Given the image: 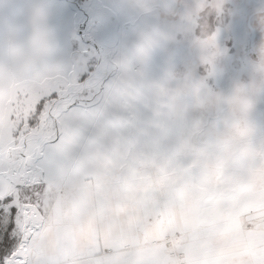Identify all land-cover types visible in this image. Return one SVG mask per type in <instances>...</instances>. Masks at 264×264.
<instances>
[{"label":"clouds","instance_id":"obj_1","mask_svg":"<svg viewBox=\"0 0 264 264\" xmlns=\"http://www.w3.org/2000/svg\"><path fill=\"white\" fill-rule=\"evenodd\" d=\"M230 0H113L125 30L93 87L56 59L53 0H0V148L53 91L95 97L64 115L29 264H250L247 217L221 206L264 196V39L230 90L211 86ZM264 37V0L255 10ZM205 72L201 74L199 68Z\"/></svg>","mask_w":264,"mask_h":264},{"label":"snow or ice","instance_id":"obj_2","mask_svg":"<svg viewBox=\"0 0 264 264\" xmlns=\"http://www.w3.org/2000/svg\"><path fill=\"white\" fill-rule=\"evenodd\" d=\"M67 97L53 91L35 100L24 96L17 101L27 113L7 156L0 148V264H29L24 250L38 232L36 214L46 204L53 147L62 140L64 115L71 108ZM220 204L247 217L250 264H264V196L237 203L225 190Z\"/></svg>","mask_w":264,"mask_h":264},{"label":"rangeland","instance_id":"obj_3","mask_svg":"<svg viewBox=\"0 0 264 264\" xmlns=\"http://www.w3.org/2000/svg\"><path fill=\"white\" fill-rule=\"evenodd\" d=\"M113 0H53L55 15L52 21L57 37L56 59L62 62L70 75L81 85L93 87L99 76V57L116 45L125 30L123 20L110 10ZM262 0H230L229 12L219 20L213 16L210 29L221 28L219 43L225 56L217 78L210 80L212 87L228 91L233 81L241 76L246 78L252 61L256 59L255 49L262 39L255 27V10ZM88 14L91 16L88 17ZM87 20L89 35L98 48L84 42L76 33L74 23ZM203 74L205 69L199 68ZM70 114L83 117L93 106L91 95L70 94ZM258 124L264 125V100L258 102L254 113Z\"/></svg>","mask_w":264,"mask_h":264},{"label":"water","instance_id":"obj_4","mask_svg":"<svg viewBox=\"0 0 264 264\" xmlns=\"http://www.w3.org/2000/svg\"><path fill=\"white\" fill-rule=\"evenodd\" d=\"M91 15L88 14V17H90ZM74 27H75V31L76 33H78L80 36H81V39L84 41V42H88L90 44H92L93 46L97 47V43L96 41L94 40V38H92L90 35H89V32H90V27L87 23V20H84V21H77L74 23Z\"/></svg>","mask_w":264,"mask_h":264},{"label":"bare ground","instance_id":"obj_5","mask_svg":"<svg viewBox=\"0 0 264 264\" xmlns=\"http://www.w3.org/2000/svg\"><path fill=\"white\" fill-rule=\"evenodd\" d=\"M97 48H98V46H97ZM98 52H99V54H101V49L100 48H98Z\"/></svg>","mask_w":264,"mask_h":264}]
</instances>
